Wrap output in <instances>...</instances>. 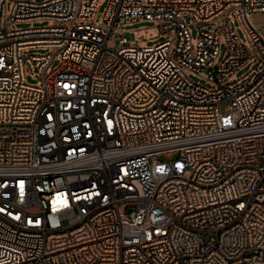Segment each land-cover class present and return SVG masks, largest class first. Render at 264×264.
Segmentation results:
<instances>
[{
	"label": "built area",
	"instance_id": "1",
	"mask_svg": "<svg viewBox=\"0 0 264 264\" xmlns=\"http://www.w3.org/2000/svg\"><path fill=\"white\" fill-rule=\"evenodd\" d=\"M99 3L0 0V264H264V0Z\"/></svg>",
	"mask_w": 264,
	"mask_h": 264
},
{
	"label": "rangeland",
	"instance_id": "2",
	"mask_svg": "<svg viewBox=\"0 0 264 264\" xmlns=\"http://www.w3.org/2000/svg\"><path fill=\"white\" fill-rule=\"evenodd\" d=\"M36 2H42V1H47V0H34ZM108 0H100V3L98 5L95 17L93 22L95 24H100L102 21L103 14L105 12V9L107 7ZM11 8V2L6 3V12H9ZM229 19L232 22L235 31L240 38L241 42L243 44H246V40L243 36L242 29L234 15V12L232 9L228 11ZM251 19L253 24L257 28H261L264 25V13L262 12H253L250 14ZM183 21L185 22L187 29L189 30L190 36H191V41L192 44L195 45L196 43V37H197V29L192 23L190 19H188L186 16L183 17ZM51 23L50 20H35V21H28V22H17L14 23L13 27L15 29H22V28H34V27H44L47 26ZM120 30L122 34L126 37V39L130 42V45L134 47H154L157 44L165 41V40H173L174 37L168 35V34H158L156 31V22L154 20H139L136 22H132L129 25H122L120 27ZM219 48H220V54L218 58L216 59V65L219 64L224 55H225V41L223 38L220 39L219 43ZM53 52L52 48H30L26 49L22 52L24 56H30V55H41V54H46V53H51ZM60 51L56 50L53 52V59L48 65L47 70L53 69L57 67V65L60 63ZM255 58H251L247 62H245L242 66H240L229 78L228 81H234L240 77H242L245 73H247L254 65L255 63ZM191 80L201 84L202 86L210 89H214L216 87V84L210 83L205 79L198 78L191 76ZM25 81L29 85H36V86H41L43 85V82L34 77L31 76L30 74H26L25 76ZM223 105L220 106V109H223ZM204 239L208 238V235L204 234L203 235ZM42 264V263H40Z\"/></svg>",
	"mask_w": 264,
	"mask_h": 264
}]
</instances>
